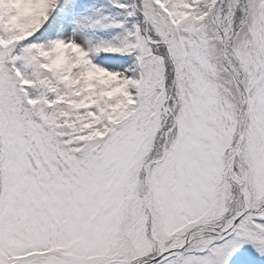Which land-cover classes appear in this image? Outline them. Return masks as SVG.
Returning <instances> with one entry per match:
<instances>
[{
    "label": "snow or ice",
    "instance_id": "6c2138e0",
    "mask_svg": "<svg viewBox=\"0 0 264 264\" xmlns=\"http://www.w3.org/2000/svg\"><path fill=\"white\" fill-rule=\"evenodd\" d=\"M0 264H264V0H0Z\"/></svg>",
    "mask_w": 264,
    "mask_h": 264
}]
</instances>
